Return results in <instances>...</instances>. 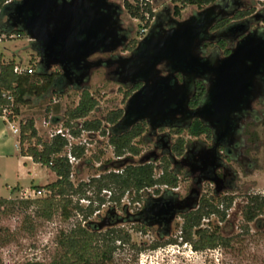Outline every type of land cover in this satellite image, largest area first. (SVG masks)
I'll return each instance as SVG.
<instances>
[{
	"label": "rangeland",
	"instance_id": "obj_1",
	"mask_svg": "<svg viewBox=\"0 0 264 264\" xmlns=\"http://www.w3.org/2000/svg\"><path fill=\"white\" fill-rule=\"evenodd\" d=\"M110 1L121 6V21L130 31V39H136L137 42L147 35L158 16H161L165 25L168 26L174 23L171 22L173 18L175 21H183L203 9L188 5L182 10L181 15L176 16L173 0H152L154 17L150 26L144 30L146 20L131 16L124 5L125 0ZM261 1L240 0L242 2L240 7L254 5L256 10L260 11L264 8V3ZM14 7L0 11V29L6 28L7 13ZM234 12L226 16H231ZM249 28L250 30L261 29L264 28V23L257 18L249 22ZM262 32L263 30H260L258 35H263ZM0 36L2 37L0 55H3V60L15 59L22 67H27L31 59L33 62L39 60L38 53L29 37H18L6 33ZM236 38L230 41V47H235ZM203 43L201 42L197 48L200 54L213 59L223 58L221 50L213 46L206 47ZM115 54L125 56L129 53L119 49ZM109 56L110 54H97L93 59ZM115 67V64L93 65L84 80L77 83L68 82L62 89V95H58V88L52 87L43 96H32L30 103L21 107L18 122L21 119L33 117L39 135L46 141H49L52 134L58 130L68 132L69 130L63 126L65 111L78 103L81 90L84 88L90 90L99 100L98 107L89 115V119L104 120L109 112L116 109L124 110L131 96L129 92L132 87L112 73ZM52 70L61 69L53 67L50 68V71ZM251 106L252 109L242 121L237 140L233 144H239V147L230 153V159L227 161L232 168V176L229 177L232 178L231 187L219 189L221 190L219 195L234 194L236 196L234 203L227 211L225 221H220L216 216L203 220L204 225L219 226V232L229 240L226 245L195 250L190 243L183 241L180 214L196 207L200 195L204 192L209 190V195H213L215 184L200 180L198 173L188 174L190 166L183 163L182 157H177L172 165V168L180 174L179 186L173 190L165 186L160 187L158 192L154 188L144 189L140 193L141 199L136 202L132 200L134 194L125 193L120 204L112 199L114 195L119 194L114 183L111 182L109 188L99 190L100 181L98 180L111 172H120L119 168L124 163L153 161L158 175L161 172L160 157L163 154V146H156V142L160 136L167 134L170 130H157L152 133L149 129L137 139L142 149L141 154L137 156L125 154L123 157H117L114 154L108 135H103L100 131H82L79 136H74L69 131L73 146H84L83 154L80 156L76 154L77 159L72 163L71 178L76 192L71 196L70 216L67 218L61 211H57L52 218L42 219L35 214L33 208L23 212L0 214V264H18L27 260L50 262L58 255L60 236L79 224L90 230L101 232L109 228H124L128 231L129 242H116L119 247L108 264H264V211L257 219L249 223L242 215L248 194H264V122H262L264 121V96L260 95L256 98ZM56 117L60 119L54 120ZM251 121L256 123L252 128L259 134V142L253 145L254 148L250 147L243 129L244 125ZM75 125L79 128L80 121H76ZM175 138V135H168L167 144L171 146ZM185 138L187 149L201 141L208 146L211 145V142L205 141L203 137L194 138L186 134ZM153 153L156 157H153ZM119 160H123L122 163L118 162ZM40 176L36 184L50 183L57 179L56 173L49 168H43ZM165 193L177 196L180 201L193 199L186 209L173 217L170 224L144 223L135 219L149 200L160 198ZM45 194L41 192L32 196L31 194L22 195L19 198L40 197ZM0 197H8V195L2 194ZM5 238L9 241L5 242Z\"/></svg>",
	"mask_w": 264,
	"mask_h": 264
},
{
	"label": "trees",
	"instance_id": "obj_2",
	"mask_svg": "<svg viewBox=\"0 0 264 264\" xmlns=\"http://www.w3.org/2000/svg\"><path fill=\"white\" fill-rule=\"evenodd\" d=\"M19 0H0V11L12 7ZM218 0H173L174 14L181 15L182 10L188 5H195L205 8ZM264 3V0L261 1ZM128 13L133 17L146 20L144 28L150 26L154 17L151 4L141 6L139 3L124 1ZM141 7V8H140ZM141 9H144L141 11ZM148 14V15H147ZM260 18L264 23V8L256 10L254 5L238 8L231 16L220 18L212 27V31L217 34L212 40L206 43L207 46L217 47L224 56L231 52L229 36L250 31L249 22ZM264 28H258V31ZM226 32L228 35H223ZM17 35L18 37L28 36L24 29H0V34ZM143 36V34L141 35ZM137 40L134 39L132 47ZM223 56V57H224ZM18 63L15 59L3 60L0 55V107L8 108L11 113V121L18 120L21 114V107L30 103L32 96H43L52 87L58 88V95H62L64 79L59 71L50 72L40 63L39 60L31 59L30 66L34 72L28 73L24 70L15 72ZM134 86L129 92L137 89ZM207 82L204 79H197L194 83V92L189 99V107L197 108L206 98ZM99 100L90 90H81L79 101L76 105L69 107L65 111L63 126L74 136H79L82 131H100L103 135H108L109 143L113 147L117 157L125 154L131 156L140 155L142 152L137 139L148 131L146 121H140L130 128L122 129L120 120L123 116V109H116L109 112L105 119H89V115L98 107ZM0 111V116H1ZM56 117L54 120H59ZM80 121V127L75 125ZM264 122V121H262ZM108 124L109 126L104 125ZM256 123L251 121L245 124L244 133L251 148L259 142V134L252 127ZM20 132L18 135L20 152L30 156L35 162L51 169L56 173L57 179L45 185L34 186L35 191H42L46 194L40 197L28 198H6L0 197V214L14 213L16 211H27L33 208L35 214L42 219H50L57 211H61L65 217L70 216L71 196L76 192V187L71 178L73 166L66 153L68 139L60 133L52 135L46 141L39 135L33 117L21 119L19 121ZM191 137H205L208 140L213 138L211 127L199 118L193 119L186 126L182 124L170 128V135H175V140L171 145L170 153L160 157V173L157 175L155 162L127 163L122 164L120 172H111L99 179V190L110 187V183L118 188L119 194L113 196V200L120 204L125 193L134 194L133 202L141 199V191L154 188L159 191L160 187L175 189L180 183V174L172 168L173 157H180L186 150L187 140L185 135ZM249 147V148H250ZM72 153L80 156L84 152V146H73ZM123 160L118 162L122 163ZM234 194L219 195L213 191L209 195V190L201 194L196 207L184 211L180 214L182 218L181 236L183 241L188 242L195 250L216 248L226 245L228 239L219 232V226L210 224L204 225L203 220L216 216L220 221H225L227 211L232 207ZM245 205L242 209L244 220L249 223L257 219L264 211V194H248ZM130 240V234L124 228H109L104 232L90 230L81 224L77 225L67 233H63L59 240V252L50 262L39 260H27L18 264H108L112 261L117 246L116 242L126 243ZM5 238V242H8ZM156 246L155 244L153 245Z\"/></svg>",
	"mask_w": 264,
	"mask_h": 264
},
{
	"label": "water",
	"instance_id": "obj_3",
	"mask_svg": "<svg viewBox=\"0 0 264 264\" xmlns=\"http://www.w3.org/2000/svg\"><path fill=\"white\" fill-rule=\"evenodd\" d=\"M105 0H21L24 11L23 29L31 41L41 46L40 63L46 70L52 65L62 66L64 77L69 67L86 70L89 58L100 51L111 50L106 42L114 36H105L109 22ZM208 6L183 21H175L170 28L146 35L138 45L135 60L140 59L139 70L144 84L130 97L125 115L131 117L128 125L146 118L166 117L168 114H187L204 122L231 125L232 115L249 104L253 81L264 70V36L256 32L244 36L230 54L215 63L203 59L195 49L199 39L208 33L215 21ZM169 61L173 68L189 78L210 75L206 102L195 109L188 106L191 81L178 84L168 75L155 73L156 66ZM88 72L81 74L82 80ZM173 218L170 216L169 221Z\"/></svg>",
	"mask_w": 264,
	"mask_h": 264
},
{
	"label": "flooded vegetation",
	"instance_id": "obj_4",
	"mask_svg": "<svg viewBox=\"0 0 264 264\" xmlns=\"http://www.w3.org/2000/svg\"><path fill=\"white\" fill-rule=\"evenodd\" d=\"M20 2L21 0L17 1L14 4L15 6L14 9L11 12L7 13L5 27L8 29L11 30L23 29L22 27L24 20L23 16L26 13L24 11L20 12L21 9L19 6ZM103 3L105 7L108 9L109 16H111L109 22L104 28L103 33L105 36L108 35L115 37L113 41L106 42L107 47L111 48V50L105 51L102 48L100 51L92 55L89 58L90 62L92 63L89 65L90 66L89 68L87 65L86 70L77 69L76 67L68 66L69 73L67 77H64L62 66L60 65H52L51 69L53 67H59L61 70L50 71V69H48V71L50 72L59 71L63 76L64 86H65L68 82L77 83L81 81L82 80L81 74L84 71H87L89 73L93 65L103 63V65L105 66H110L115 64L116 67L112 70V73L119 80L126 82V84L131 85L132 88L136 85H139V87L133 90L132 94H130L132 96L133 93L136 92L138 89H140L144 84L143 77L140 76V71H139L143 67V62L140 59L135 60L140 41L137 42L136 45L132 47L133 45L132 42L134 39L133 40L130 39V31L124 27L121 21V14H122L121 6L110 0H105ZM241 4L242 2H240V0H220L217 1L216 3L209 5V6H213L212 11L216 18L213 25L220 18L228 17L226 16L228 13L232 11H236L238 7L239 8L243 7V6L240 7ZM173 19L172 20L170 19L171 22H175V20ZM173 25L174 23H170L168 26H166L163 18L161 16H158L155 22L153 23V26L147 33V35L153 32L155 33L160 30H164L165 28H170ZM213 25L210 27L208 33L204 36H201V38L199 39V43L201 44V42H204L203 45L206 47H207L206 43L217 36V34L211 30ZM254 32L258 34L259 31L258 29L255 28L253 30L246 31L241 34H234L231 37L229 36L230 34H227L226 32H222V34L228 35L229 41H234V39L237 37L236 39L238 43V41H240L244 36ZM32 42L35 47V50L38 53L39 61H40L39 52L41 51V46L39 42L36 41H32ZM233 48L231 47V50ZM119 49H124L125 52L129 54L125 56H122L120 54H115V52ZM195 53H197L200 57H203V59L210 58L213 63L221 59V58L213 59L210 56L202 55L198 52L197 49H195ZM97 54H101V55L110 54V56L108 58L93 59V57ZM155 73H157L158 75H168L172 77L173 83L177 82L178 84H183L191 81L192 85H191V90L189 92V99L194 92V83L197 79L206 80L207 88H208L209 85L208 80L209 78H211L210 75H206L204 77L189 78V76H187L186 74H183L182 72L175 70L169 61H163L159 65H157L155 69ZM260 95L264 96V70H261V72L258 75H256L253 81V86L251 88L250 97H249V104H247L242 111L232 115L230 127L227 129L224 125L221 124L211 125L205 122L211 127L214 135L211 140H208L205 137L203 138L205 139V141H210L211 145L208 146L205 142L202 141L198 142L197 144H193L192 146L188 147V149L186 148L184 154L180 156L183 159V163L190 166L188 174H190L191 172L193 173L195 172L198 173L199 175L198 177L200 180H204V181L207 180L213 182L215 184L214 191L217 194H220L221 192V190L219 191V189L231 187L232 178L229 177L232 176V172H231L232 168L227 163V161L228 159H230L229 156L230 153H232L234 150H236L239 147V144H235V145L233 144L235 143V140H237L239 134L238 132L240 130L242 121L249 115L250 109H252L251 108L252 102L256 98H259ZM205 102H206V98L200 105H202ZM126 107L123 110L124 111L123 116L120 120L122 129L130 128L132 127V125L135 124L133 123L132 125H128V122L131 121V117L125 115ZM190 109H195V108H190ZM195 118H199V117L188 118L187 114L178 113V114H168L166 117L159 115L153 118H146L140 121H146L148 124V130L151 129L152 130L151 132L153 133L157 130H162V131L166 129L170 130L171 127L178 124H182L186 126ZM243 129H245V125ZM168 135H170V132L160 136L156 142V146H163L162 156L168 152L170 153L171 150V146L167 144ZM154 155L155 154L153 153V157H156ZM176 158L177 157H173V162ZM192 199L180 201L177 198V196H172L168 193H165L160 198L149 200L145 204L143 210L139 212L137 216H135V219H137L138 221H143L144 223L159 222V223H164L165 225L170 224L171 220L173 219L172 218L169 221L170 216L173 215L174 217L176 214L181 213L182 210L186 209L190 205Z\"/></svg>",
	"mask_w": 264,
	"mask_h": 264
},
{
	"label": "crops",
	"instance_id": "obj_5",
	"mask_svg": "<svg viewBox=\"0 0 264 264\" xmlns=\"http://www.w3.org/2000/svg\"><path fill=\"white\" fill-rule=\"evenodd\" d=\"M18 135L0 116V196L7 194L6 198L35 195L34 186L47 184L35 183L41 177V170L48 168L20 152Z\"/></svg>",
	"mask_w": 264,
	"mask_h": 264
},
{
	"label": "built area",
	"instance_id": "obj_6",
	"mask_svg": "<svg viewBox=\"0 0 264 264\" xmlns=\"http://www.w3.org/2000/svg\"><path fill=\"white\" fill-rule=\"evenodd\" d=\"M131 1L132 3H139L141 6H144V5H147V4H151L152 0H129ZM148 15V14H147ZM144 30H146V28H144ZM0 41H2V37L0 36ZM24 70H27L28 73H33L34 72V69L32 66L28 65L27 67H22L20 64H18L16 67H15V72H22ZM0 111H1V116L4 117L6 119V121L11 125V128L14 132H17L19 134L20 132V127H19V122L18 120H14V121H11L9 119V115L11 113V111L4 107H0ZM69 130V129H67ZM57 133H60L61 135L65 136L67 139H68V145L66 147L67 149V156L69 158V161L71 163H74L76 161V156L72 153V148H73V143L71 142V138H72V135L68 132L64 133L62 130H58L56 131L54 134H57ZM52 134V135H54ZM42 191H37L36 193H41ZM35 193V195H36Z\"/></svg>",
	"mask_w": 264,
	"mask_h": 264
}]
</instances>
